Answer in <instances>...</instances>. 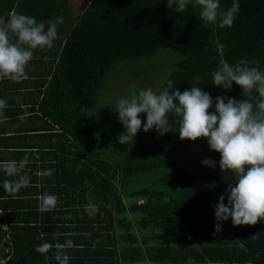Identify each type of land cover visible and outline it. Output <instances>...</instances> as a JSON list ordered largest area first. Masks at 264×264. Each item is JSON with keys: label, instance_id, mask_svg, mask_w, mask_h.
<instances>
[{"label": "trees", "instance_id": "1", "mask_svg": "<svg viewBox=\"0 0 264 264\" xmlns=\"http://www.w3.org/2000/svg\"><path fill=\"white\" fill-rule=\"evenodd\" d=\"M70 6L0 0V140L28 115L42 125L17 134L58 137L32 193L52 180L79 192L66 234L98 240L94 264H264V0H88L78 17ZM113 76L140 81L136 104ZM2 180L6 264H47L40 237L57 227L32 215L53 211L15 212Z\"/></svg>", "mask_w": 264, "mask_h": 264}, {"label": "crops", "instance_id": "2", "mask_svg": "<svg viewBox=\"0 0 264 264\" xmlns=\"http://www.w3.org/2000/svg\"><path fill=\"white\" fill-rule=\"evenodd\" d=\"M87 4L88 0L86 1L84 7H86ZM31 117L32 115L25 116L24 119L28 120L19 125H15V127H11V125H8V128L2 127L5 136H3V138H1L0 140V177L3 178L2 181L6 180L5 183L1 181V186L4 187V185H7L8 187L7 193L5 191L2 192H4L5 196H8L12 201L11 205L13 207L11 208L12 210H15V212H21L25 214L31 211V209H28L29 205H37L36 210L40 213L41 211H43V213H51L53 211V214L51 213L50 215H32L33 221L39 223L41 221L44 223L50 222L48 223L49 225L46 228H51L50 224H52V226L54 227H57L55 230L50 231L48 239H44V234H41L40 237L41 239H43L44 249L48 250V256L46 260L47 264H94L92 259L97 251L96 249L99 247L96 246L98 240H82L80 234L81 230L79 229H77V231L79 232L77 235L75 234V231H73L72 234H66V232H68V227H75V220L79 219V215L76 219V211H80L81 206L79 192L78 195L76 194V192L67 193L64 190L58 192V189L60 188L58 187L57 183H53L52 180L51 183L47 185V189L45 188L46 191L44 190L45 192H43L42 194H38L37 196L36 193H32L33 190L31 187L33 185L28 184L32 183L31 179L33 176H36L37 178H40L42 176L43 171L41 170V162L46 160L48 161L47 164H55V161H57L59 158V153H57V150H55L54 148V144H58V137L52 136V138L50 139L37 138L38 136L44 135V131L43 133L36 132V134H34L33 132L30 134L28 132L17 134L18 128L21 125H24L25 128H27L26 131H29L28 127H30L32 124H38L39 126L42 125V122L38 121L37 119L36 121L35 118ZM13 129H15L16 131V133L13 135H15V137H17L18 139L16 141L7 140L9 138H12L10 136L12 135L11 133L13 132ZM45 135H47V133H45ZM13 144H15V146ZM44 174L50 175L51 173L49 170H47ZM41 183L42 182H39V184H37L38 189H40V187L42 186ZM25 189L28 190L26 191ZM50 189L52 190V192L50 191ZM66 198L70 200L68 210L66 207ZM19 200L22 201L17 202ZM29 200H32L33 202L29 203ZM34 200H36L37 203H35ZM33 210H35V208H33ZM7 214L8 212H3L0 209V215L3 218L2 223H0V229H3L5 231H7L8 227H10L11 225L6 218ZM65 226H67V230H65L66 228L64 230L58 229L61 227L64 228ZM104 241L105 240H102V243ZM5 242H8L9 246L6 249L0 251V264H6L11 256V244L9 241ZM83 247H88L90 249V256L88 258L82 257L81 251L83 250ZM105 263L113 264L110 259L106 260ZM121 264H128V260L122 261ZM140 264L150 263L145 262L144 260L142 263L140 262Z\"/></svg>", "mask_w": 264, "mask_h": 264}, {"label": "rangeland", "instance_id": "3", "mask_svg": "<svg viewBox=\"0 0 264 264\" xmlns=\"http://www.w3.org/2000/svg\"><path fill=\"white\" fill-rule=\"evenodd\" d=\"M87 0H72V6H71V14H72V17H78L81 12L84 10V6H85V3H86ZM84 3V4H83ZM160 62H157V64H165V68L162 66V70L163 71V68L164 69H167V66H169L171 64L172 61V58L167 56V55H163L161 54L160 56ZM169 68V67H168ZM135 69L134 68H131L130 66L127 67L126 70H122V72H126V71H130L129 73H136L134 71ZM125 74V73H123ZM116 79V81H115ZM119 77L117 76V78H115V76H113L110 80V87H112V89H115L117 88L118 86L121 85L120 81L118 80ZM143 85L140 83V81L138 80H133L131 81V83L129 84H126V85H123V86H120L116 91H115V95L120 97L121 98V101H124V99H127V102L126 103H130L131 105H134L136 104L138 101H139V98L140 96L143 94V92H145V89L142 87ZM112 98V97H111ZM114 100V99H112ZM110 100V104L108 105V109L111 111H113L111 109L112 107V104H111V101ZM95 111V110H94ZM94 111H91L90 113L93 114V118L92 119H95V120H100V119H104L107 115L104 114L101 115L100 117L96 115V113ZM108 111V110H107ZM195 149V150H194ZM197 148L194 147V146H190L189 147V152H196ZM263 175H264V170L262 171Z\"/></svg>", "mask_w": 264, "mask_h": 264}, {"label": "water", "instance_id": "4", "mask_svg": "<svg viewBox=\"0 0 264 264\" xmlns=\"http://www.w3.org/2000/svg\"><path fill=\"white\" fill-rule=\"evenodd\" d=\"M9 246L8 242H5L1 247H0V251L6 249Z\"/></svg>", "mask_w": 264, "mask_h": 264}]
</instances>
